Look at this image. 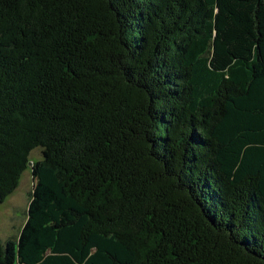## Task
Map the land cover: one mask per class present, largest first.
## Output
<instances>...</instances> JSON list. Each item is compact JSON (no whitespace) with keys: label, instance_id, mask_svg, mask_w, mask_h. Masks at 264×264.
Segmentation results:
<instances>
[{"label":"trees","instance_id":"trees-1","mask_svg":"<svg viewBox=\"0 0 264 264\" xmlns=\"http://www.w3.org/2000/svg\"><path fill=\"white\" fill-rule=\"evenodd\" d=\"M27 166L0 264H264V0H0V203Z\"/></svg>","mask_w":264,"mask_h":264},{"label":"rangeland","instance_id":"rangeland-1","mask_svg":"<svg viewBox=\"0 0 264 264\" xmlns=\"http://www.w3.org/2000/svg\"><path fill=\"white\" fill-rule=\"evenodd\" d=\"M38 149L29 153V161L38 159ZM31 180L28 166L20 173L15 189L0 203V240L14 237L25 218Z\"/></svg>","mask_w":264,"mask_h":264}]
</instances>
